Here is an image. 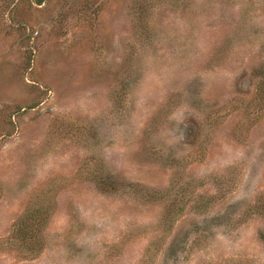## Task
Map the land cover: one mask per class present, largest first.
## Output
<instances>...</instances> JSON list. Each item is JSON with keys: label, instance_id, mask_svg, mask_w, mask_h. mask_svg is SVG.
I'll return each mask as SVG.
<instances>
[{"label": "rangeland", "instance_id": "obj_1", "mask_svg": "<svg viewBox=\"0 0 264 264\" xmlns=\"http://www.w3.org/2000/svg\"><path fill=\"white\" fill-rule=\"evenodd\" d=\"M0 264H264V0H0Z\"/></svg>", "mask_w": 264, "mask_h": 264}, {"label": "trees", "instance_id": "obj_2", "mask_svg": "<svg viewBox=\"0 0 264 264\" xmlns=\"http://www.w3.org/2000/svg\"><path fill=\"white\" fill-rule=\"evenodd\" d=\"M37 3H41L43 0H35Z\"/></svg>", "mask_w": 264, "mask_h": 264}]
</instances>
